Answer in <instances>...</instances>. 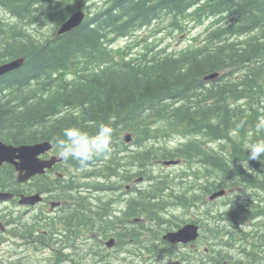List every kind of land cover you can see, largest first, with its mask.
I'll list each match as a JSON object with an SVG mask.
<instances>
[{
	"label": "trees",
	"instance_id": "obj_1",
	"mask_svg": "<svg viewBox=\"0 0 264 264\" xmlns=\"http://www.w3.org/2000/svg\"><path fill=\"white\" fill-rule=\"evenodd\" d=\"M92 1L0 0V6L8 9L16 19L9 25L0 17V62L19 57L25 60L19 70L0 77V89L13 86L19 93L0 99L1 133L7 130L9 140L23 143L28 138L26 126L29 125L33 126L34 133L57 139L63 137L66 128L76 127L92 134L104 124L115 131L116 136L129 132L136 139L151 138V134L156 138L155 133H150L152 127L167 137H185L189 140L185 145L171 149L162 145L159 150L146 147L133 157L147 167L143 177L151 178L147 165L150 159H178L185 161L190 171L197 165L202 169L206 166L224 178L219 185L212 182L204 187L209 194L233 187L251 191L247 208L238 205V199L229 204L243 209V215L248 214L252 221L255 219L263 230L256 228V231L240 234L239 247L246 253L249 250V255L259 252L264 256V155L260 160H247L249 153L245 148L248 143L264 140V131L257 133L255 128L258 120L264 117V0H102L104 6L91 12L88 3ZM78 10L87 11L84 22L65 34L48 37L29 34L30 26L36 23L48 21L58 26ZM165 17L170 19L174 29H181L179 22L187 18L192 21L208 18L214 21V27L203 37L201 46L189 48L175 59L162 54L157 56L148 50H143L134 59H127L125 48L123 51L109 49L115 39L128 37ZM26 25L27 34L22 32ZM215 72L221 75L218 79L210 84L202 82V77ZM32 82H36L42 94L48 92L45 98L35 99L30 88ZM24 84L28 88L21 94ZM27 95L33 101L27 103ZM177 100L182 101L180 106L174 105ZM14 102L15 106L12 105ZM65 108L74 111L69 115L53 116ZM48 116L54 119L46 123ZM205 138L207 146L202 141ZM216 140L220 141L217 146L211 142ZM148 153L150 157H147ZM120 166L111 159L108 165L99 168L100 171L89 174L94 180L81 183L74 176L65 183L63 193L67 196L64 199L69 200L70 207L60 219L61 230L45 228L35 239L56 253L53 264L65 254L61 248L70 245L66 238L54 232L62 229L75 232L84 227L88 230V220L97 223L104 233L113 229V234L125 232L132 238L131 225L126 229L118 225L132 217L143 218L147 223L140 224L143 231L139 243H142L143 235L149 237L147 233H155L148 223L151 219L160 215L165 219L162 222L171 223L166 219L171 208L173 211L185 206L198 210L202 216L206 207L208 214L204 217L216 213L204 203L206 193L197 197L187 192L175 193L169 195V199L167 196L162 198L166 188L176 189L179 184L173 186L163 175L155 188L142 191L135 197L137 199L128 202L124 215H113L109 205L103 207L100 197L85 202L93 189L102 191L120 177L123 182L129 181L128 172L119 175ZM202 169L198 171L201 173ZM189 172L180 173L179 182L188 177ZM7 174V183L4 182L6 175L0 177L2 188H11L13 184L12 171ZM255 193L261 195L252 203L251 196ZM198 204H201V211ZM193 215V220L204 221L199 215ZM217 215L237 218L235 211ZM219 216L210 224L204 223L211 233H215L212 241L221 236L219 231L228 230L217 226ZM28 232L33 233L32 229L19 228L16 236L28 243ZM54 239L59 247L50 246ZM222 245L213 252L216 255L214 264L231 263ZM103 253L100 246L83 248L74 245L65 257L69 263L97 264L103 262ZM78 259H85L87 263ZM0 264L28 263L21 259H0ZM46 264L51 263L48 260ZM254 264H264V259Z\"/></svg>",
	"mask_w": 264,
	"mask_h": 264
},
{
	"label": "rangeland",
	"instance_id": "obj_2",
	"mask_svg": "<svg viewBox=\"0 0 264 264\" xmlns=\"http://www.w3.org/2000/svg\"><path fill=\"white\" fill-rule=\"evenodd\" d=\"M102 0H96L95 3L89 4L91 11L96 12L97 10L101 9L104 5L101 3ZM90 12V11H89ZM0 17L3 15V17L11 22L15 23L16 19L11 18L10 16L6 13H2L0 11ZM179 25H181V29H174L173 27L170 26V19L168 18H162L161 20H158L154 23H152L150 26L138 29L134 32L131 33L128 37H125L126 39H119L115 41V46L116 47H130L131 48V53H137L139 54L142 50L146 51L148 50L149 53L156 54H162L164 55V52H178L179 50L182 49H189V48H195L197 47L199 41L202 38V34L207 31H210L214 27V21L209 20L208 18H202L201 21H192L191 19L187 18L185 20H181L179 22ZM32 28L28 29V25L24 26L22 29V32L25 34L28 33L31 35H36L40 34L43 36H51L52 34H55L56 31V26L52 24L51 22L46 21L45 24L42 23H36L33 26H30ZM24 38V37H23ZM40 38V36L38 37ZM137 54V55H138ZM199 93V92H198ZM114 132H112L113 135ZM175 136H172V140H174ZM181 142L183 144H186L189 142L185 137H179ZM111 141L114 145L118 144V141L112 136ZM217 141V140H216ZM214 142V141H211ZM204 143H207V139H204ZM90 171L92 172H97L100 171L99 167H97L94 164H91L89 167ZM167 168H164V171H166ZM224 178L221 177L220 174L217 172H214L211 168L209 167H204L203 171L201 173H198L194 176L188 175V177H184L181 179L179 182L178 186L176 189H167L165 194H161V197L166 198L171 196V194H181L184 192L187 193H192L196 197L201 194V193H206L204 190L202 191V187L207 185L208 183L215 182L216 185L221 184V181ZM186 184H189L187 187ZM110 192L114 194L116 192L115 189H110ZM100 194V191H94L92 192L85 200V202H90L94 198L95 195ZM210 194H207L209 196ZM251 191H244L243 188H238L234 194L228 195L227 197H233L238 199V205H243L245 208H247V203H249ZM67 196V193H66ZM174 198V196H172ZM225 198H220L223 201L229 202V199ZM170 198V197H169ZM168 198V199H169ZM18 206V205H17ZM16 206V207H17ZM169 206V205H168ZM19 207V206H18ZM17 207V210H21L22 208ZM181 208H178L180 211H188L189 209L185 208V206H180ZM238 208L243 211L239 206ZM14 212H17L13 207H12ZM244 212V211H243ZM1 213H4V210H2ZM181 213H178L180 216H184ZM195 214H198V211H194ZM188 216V214H186ZM165 219L159 215V217L156 220L150 221L149 224L150 226L153 227H160L163 225ZM188 220H184L182 224H188ZM141 222H134L131 224V231L134 230L136 233H139V236L136 240H139L141 237V233L143 231V228L141 227ZM166 225L169 226L166 222ZM230 225V224H228ZM237 227V225H235ZM118 227L122 229H126V222L123 220ZM246 227V226H243ZM58 231H55L54 233L56 234ZM97 232H99V236L96 234H91V232H86L82 231L80 228L77 229V231L74 232L73 234V239L72 243L70 244V247L68 248H61V252H64L62 256H60L59 260H57L56 264H75V263H69L65 257L67 253H70L71 249L73 248L74 245H78V247H92L93 245L101 246L102 242L113 240L117 243L119 250L122 251V255L119 256L122 260H119L118 254H116L114 251H111V255L109 258V264H143L146 260V258H149L150 260H154V256L151 254V252L148 249H144L139 246V241H134L131 239L126 238L123 234H113V233H102L103 230L100 226L97 227ZM159 233H163L162 228H158ZM102 233V234H100ZM65 237L64 235L61 234L60 236ZM67 241V239H65ZM70 240V238H69ZM251 241V240H250ZM68 242V241H67ZM98 242V243H97ZM225 241L221 240L217 243H201V244H195V245H189L187 247L183 245H175L166 250L165 254H161L160 260L163 262V264H176V257L179 256L178 258H183L184 260L188 262H196L200 260H206L208 261V264L213 263V260L216 258V255L213 253L216 251L215 245L223 244ZM69 244V243H68ZM50 246L53 247H59L58 241L54 239ZM133 247H137V251L133 252L131 249ZM94 248V247H92ZM10 249H15V247L12 245V242H6L2 245H0V256H4V253H6L7 250ZM29 251H26L24 247H17L15 249V259H21L22 261H25L28 264H37L34 262V260H45L48 258V254L44 253L45 251H34L31 248H29ZM159 250V248H158ZM209 250V251H208ZM225 251V250H224ZM4 252V253H3ZM226 252V251H225ZM209 253V254H208ZM226 254H228L226 252ZM31 255V256H30ZM30 258H29V257ZM33 259V260H32ZM76 259V258H75ZM78 260H83L84 263H87L85 259H78ZM66 261V262H65ZM155 264H161L158 262H154ZM88 264V263H87ZM222 264H231L228 263V261L223 262Z\"/></svg>",
	"mask_w": 264,
	"mask_h": 264
},
{
	"label": "clouds",
	"instance_id": "obj_3",
	"mask_svg": "<svg viewBox=\"0 0 264 264\" xmlns=\"http://www.w3.org/2000/svg\"><path fill=\"white\" fill-rule=\"evenodd\" d=\"M256 132L264 131V117L260 118L255 126ZM112 129L104 124L99 126L95 136H90L79 128H66L63 131V139L57 141L58 155L65 161L69 159L77 161L82 167L88 165L95 157L104 155L108 159L111 149ZM248 150L247 160H260L264 155V140H258L245 145Z\"/></svg>",
	"mask_w": 264,
	"mask_h": 264
},
{
	"label": "flooded vegetation",
	"instance_id": "obj_4",
	"mask_svg": "<svg viewBox=\"0 0 264 264\" xmlns=\"http://www.w3.org/2000/svg\"><path fill=\"white\" fill-rule=\"evenodd\" d=\"M0 94H2V90H0ZM44 139L45 137L42 133L36 134L33 132L31 127L28 128V146L41 142ZM135 150L136 148L125 145V147L123 148V153L125 155H129L130 153H134ZM52 156H57L56 154H54L53 149L49 152H41L38 155V158L40 160H46ZM57 164L58 161L54 167L49 170H46L42 174L33 176L27 183L28 187L25 190L28 195H31L32 193H38L39 195H41L40 202L33 207H29L27 210V213L32 211L30 214L31 218L39 212H43L47 216L51 217H54L56 215L58 217H62L67 209L65 206L66 202L64 201V199H61L62 187L60 183L56 182V177H59L60 175L62 176V174L56 168ZM48 178L51 182L50 186L47 185ZM126 186H124L122 193L123 196L127 197V194L132 193L133 191L131 187L127 188ZM63 197H65V194H63ZM123 211L124 207H119V212L122 213Z\"/></svg>",
	"mask_w": 264,
	"mask_h": 264
},
{
	"label": "water",
	"instance_id": "obj_5",
	"mask_svg": "<svg viewBox=\"0 0 264 264\" xmlns=\"http://www.w3.org/2000/svg\"><path fill=\"white\" fill-rule=\"evenodd\" d=\"M84 15L80 12H76L72 14L68 19L67 22L63 25L61 29V33L68 32L71 29L77 27L81 21L83 20ZM22 60H17L12 63L0 66V75L7 73L11 70H14L19 67ZM44 149H46L45 145L42 146ZM39 148V147H38ZM37 149V148H36ZM34 149L31 150L28 148V146H22L19 148H13V147H7L0 143V164L3 162L11 163L15 166L16 170L19 171L18 180L20 182H24L28 179V177L32 174V170L36 167V164L34 162V156L37 155L38 151ZM17 160V162L15 161ZM10 195H0V199L4 200L6 198H10ZM30 201H36V198H23L21 200V203H28ZM189 231L192 232L191 229L186 230L184 233H188ZM178 238V240H187L186 237L180 236V233L175 234L173 237ZM169 240H171V237L169 236Z\"/></svg>",
	"mask_w": 264,
	"mask_h": 264
},
{
	"label": "bare ground",
	"instance_id": "obj_6",
	"mask_svg": "<svg viewBox=\"0 0 264 264\" xmlns=\"http://www.w3.org/2000/svg\"><path fill=\"white\" fill-rule=\"evenodd\" d=\"M95 1L96 0H94V1H92L91 3H88V6H89V4H93V3H95ZM93 8V7H92ZM92 8H90V9H92ZM91 11V10H90ZM76 12H80V13H82L83 15H84V18H83V20L81 21V23L78 25V26H80L83 22H84V20H85V18H86V12L87 11H83V10H78V11H76ZM76 12H74V13H76ZM92 12V11H91ZM74 13H72V14H74ZM1 14V13H0ZM71 14V15H72ZM70 15V16H71ZM9 17V16H8ZM68 19V18H67ZM67 19L65 20V21H63V22H61L60 23V25H58V26H56V31H55V34L57 35V36H60V35H62V34H65V32H63V33H61V29H62V27H63V25L67 22ZM2 21V20H1ZM1 23V22H0ZM77 26V27H78ZM77 27H75V28H77ZM75 28H73V29H75ZM72 30V29H71ZM70 30V31H71ZM69 32V31H68ZM22 58H24V57H19L18 59H22ZM21 87V86H20ZM44 94V93H43ZM113 132V131H112ZM91 164H94L92 161H89L88 162V165L86 166V168L87 169H90L89 167H90V165ZM95 165V164H94ZM158 184V183H157ZM186 186L188 187L189 186V184H186ZM206 186V185H205ZM205 186H203L201 189H202V191L204 190V187ZM238 188H235V187H233V188H229V189H222V190H215V191H213L212 193H210V195H213V196H215V197H218V198H225V197H227L228 195H231V194H234L235 193V191L237 190ZM244 191H246L245 189H243ZM205 191V190H204ZM206 192V194H209V193H207V190L205 191ZM224 193V194H223ZM65 194V197H66V192L64 193ZM223 194V195H222ZM227 199H229V202H231V200H236V198H234L233 199V197H227ZM175 207V206H174ZM180 207V206H179ZM157 219V217H154L153 219H151L150 221H153V220H156ZM88 222V224H86L87 226H88V230L84 227V228H80L82 231H86V232H91V234H96L97 236H99V232H97V227L99 226L97 223H95V222H91L90 220H88L87 221ZM125 222H126V220H125ZM136 222H140V221H136ZM62 231H63V229H62ZM62 231H58L57 233H56V235L57 236H61V234H63L64 235V233H65V237L64 238H66L67 239V241H68V243L69 244H71L72 243V241H74V239H73V234H74V232H70L69 230H65L64 229V231L62 232ZM132 233H133V235L132 236H134V237H132V238H129V236H127V233H124L123 235L124 236H126V238H128V239H131V240H134L135 242L136 241H139V240H136L137 238H138V236H139V233H136L134 230H132L131 231ZM102 233H104V232H102ZM102 233H100V234H102ZM34 237H36V236H34V235H31L30 236V239H32V238H34ZM69 238H70V240H69ZM57 240V239H56ZM110 241V240H109ZM98 243V242H97ZM195 244H198V243H196V242H189V245H195ZM175 245H181V244H174L173 246H175ZM188 245V246H189ZM69 247H70V245H69ZM92 247H96V245H93ZM97 247H99L98 245H97ZM214 247H216L217 248V250H218V247H219V245L217 244V245H215ZM67 248V247H66ZM209 251V250H208ZM209 254V253H208ZM86 261V260H85ZM66 262V261H65ZM207 263H208V261H207Z\"/></svg>",
	"mask_w": 264,
	"mask_h": 264
}]
</instances>
